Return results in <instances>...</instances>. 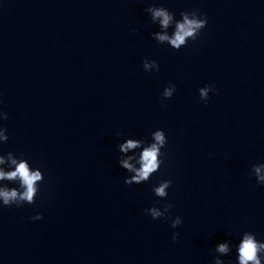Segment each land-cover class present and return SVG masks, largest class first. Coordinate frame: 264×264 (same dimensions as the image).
Instances as JSON below:
<instances>
[{"label": "water", "instance_id": "95a60500", "mask_svg": "<svg viewBox=\"0 0 264 264\" xmlns=\"http://www.w3.org/2000/svg\"><path fill=\"white\" fill-rule=\"evenodd\" d=\"M151 3L199 9L208 25L175 51L151 38ZM0 98V152L45 175L34 204L0 207V264H213L218 242L264 239V186L249 175L264 162V0H0ZM156 128L165 165L125 184L117 145ZM161 179L177 229L144 213Z\"/></svg>", "mask_w": 264, "mask_h": 264}, {"label": "clouds", "instance_id": "9594fccd", "mask_svg": "<svg viewBox=\"0 0 264 264\" xmlns=\"http://www.w3.org/2000/svg\"><path fill=\"white\" fill-rule=\"evenodd\" d=\"M150 17L151 23L156 25L158 30L151 33V38L160 45H167L175 51H179L188 45L191 40L195 42L203 29L208 25V16L199 9L184 10L177 14L171 11L162 3H151L144 9ZM133 32L138 29L133 28ZM145 72L152 73L160 71V64L155 59L145 58L142 63ZM177 91V85L169 82L161 92L165 100L171 99ZM215 85L205 84L198 89L200 100L205 104L210 100V93H215ZM0 104L3 99L0 98ZM8 119V114L0 109V121ZM117 137H123V132H117ZM9 141L8 129L0 124V146ZM168 145V136L163 128H156L151 131L148 138L127 136L122 139L118 147V163L128 175L124 178L127 185L145 184L157 174L165 165L166 153L164 149ZM211 155V153H210ZM250 176H254L260 186H264V162L253 163L250 169ZM45 180L44 171L41 167L35 166L30 158L23 153L19 156L13 152H0V207H23L36 202L40 194L41 185ZM173 181L161 179L157 184L152 185V192L158 198L153 206L146 207L144 213L153 220L167 218L171 220V228L177 229L183 224L181 216L174 218L171 209L174 204L167 201L169 189ZM30 219L42 220V213H37ZM180 237L178 231L172 233V240L177 241ZM235 249V260L227 262L223 257H231ZM216 255L213 257V264H264V239H258L256 233L243 231L240 233L237 243L232 240L218 242L214 247Z\"/></svg>", "mask_w": 264, "mask_h": 264}]
</instances>
